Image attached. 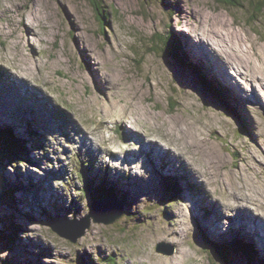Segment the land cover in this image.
Here are the masks:
<instances>
[{
  "label": "rangeland",
  "instance_id": "rangeland-1",
  "mask_svg": "<svg viewBox=\"0 0 264 264\" xmlns=\"http://www.w3.org/2000/svg\"><path fill=\"white\" fill-rule=\"evenodd\" d=\"M258 1L100 0L98 12L89 0H0V132L29 159L7 153L0 134V264H264V201L238 208L264 190ZM171 33L182 60L164 53ZM108 100L126 116H105ZM84 175L92 193L106 179L126 206L70 241L48 223L86 218ZM233 239L250 242L251 257L213 258L211 245Z\"/></svg>",
  "mask_w": 264,
  "mask_h": 264
},
{
  "label": "trees",
  "instance_id": "trees-1",
  "mask_svg": "<svg viewBox=\"0 0 264 264\" xmlns=\"http://www.w3.org/2000/svg\"><path fill=\"white\" fill-rule=\"evenodd\" d=\"M89 1L94 7H96L98 12H100V11L104 12V7L101 4L100 0H89ZM256 8H257L258 11L264 10V0H259L258 1V6H256ZM173 36L174 35L172 33L170 35L168 34L167 39L164 40V42H163L164 53L167 56L177 57L178 59H181L180 58V47L178 46V44H177V42L175 40V37H173ZM181 57H182V55H181ZM200 76H201L200 79H201V83H202L203 87L206 88V89H209L212 92V94L228 110L230 115H234L235 114L236 117L239 118V116L237 114V110L232 105L226 104L227 103L226 102V96H225L226 94H224L222 89L219 86H217L216 84L211 83L206 77H204L202 75H200ZM67 105H68V103H67ZM0 134H2L1 139H5L6 138V139L9 140V141H6L7 147L4 148V150L7 153L14 154L16 159L23 160L24 162H28L29 161V159L27 158L25 152H24L23 156L21 155V153H22L21 150L22 149L24 150V146L22 145V143L20 141H18L17 139L16 140L13 139L7 129H6V131L5 130L2 131V133L0 132ZM14 149H15V151H14ZM84 178H85L86 187L87 186H91L92 182L94 184L93 179H90L86 175H84ZM101 180H102L101 181V185L95 187L93 193L87 187L88 193L91 195L92 200H95L97 198H104V197H106L108 195H114V194L117 195L118 194V193H116V191H114V188L111 187V185L108 183V181L106 179L101 178ZM175 186H177V185L173 181L169 185V188L174 187V190H175ZM14 189H15V186H13V189L11 187V192L12 193L14 192L13 191ZM118 196H120V200H121L120 202H122V205H123V208H124V206H126V202L124 201V198H125L126 194L121 192V194H118ZM117 198L119 199V197H117ZM128 203H130V202L128 201ZM230 244H231L230 247L226 246V245L224 247H222L220 244H217V243H215L214 245H211L210 246V251H211V255L213 256V258L220 259V260L224 261L225 263H227V261H226V253H228L229 251L227 250L228 252H226V250L224 248L229 249V250H233L236 253H244V254L248 255L249 257H251V255L253 253V250L251 248L252 244H249V245H251V246H249L248 244L244 243L242 240H236V239H233L232 241H230Z\"/></svg>",
  "mask_w": 264,
  "mask_h": 264
},
{
  "label": "water",
  "instance_id": "water-1",
  "mask_svg": "<svg viewBox=\"0 0 264 264\" xmlns=\"http://www.w3.org/2000/svg\"><path fill=\"white\" fill-rule=\"evenodd\" d=\"M108 195L104 198H97L95 200H92V203L90 205V211L86 218L82 220L80 223L76 220L72 221L76 224V227L72 229L65 228L68 224V221L62 222H49L48 225L50 228L56 232L58 235H60L63 238H66L70 241H76L78 237H81L86 229L90 225V218H93L94 222H103L104 224H111L114 223L115 220L120 218L123 215V205L120 202L121 200L117 198V195ZM108 205V209L103 211H99L98 208L104 207L103 205ZM106 214L105 216H102L101 214ZM60 228H59V227ZM76 228V229H75ZM156 250L159 253L170 255L174 252V246H169L165 242L158 243Z\"/></svg>",
  "mask_w": 264,
  "mask_h": 264
},
{
  "label": "bare ground",
  "instance_id": "bare-ground-1",
  "mask_svg": "<svg viewBox=\"0 0 264 264\" xmlns=\"http://www.w3.org/2000/svg\"><path fill=\"white\" fill-rule=\"evenodd\" d=\"M35 33V32H34ZM204 51H205V48H204ZM207 54V53H206ZM88 60H90V59H88ZM94 62V60H91L90 61V64L91 63H93ZM106 79H108V80H110V78H109V76L108 77H106ZM112 79H113V77H112ZM16 84V83H15ZM18 86L19 85H15V91H11V92H13V93H15V94H17V92H18ZM11 88H9L8 86H6V92H8L9 90H10ZM8 94V93H7ZM9 96V95H8ZM108 104L109 105H107L106 107H105V116H107V117H110V118H119V117H122V116H126V114H125V111L123 110V109H118V111L117 112H115L114 111V109H116V106H117V104H116V102L115 101H111V100H108ZM65 119H67V118H65ZM130 123H131V126H132V128H135V127H137L139 124L137 123V121L136 120H132V121H130ZM139 132V131H138ZM194 138L196 137V135L195 136H193ZM143 139H145V137H142ZM141 138V139H142ZM124 139V138H123ZM123 139H121L122 141H123ZM197 140V139H196ZM188 145H190V146H192V147H194V148H200L201 149V146H200V142H196V141H194V139L193 138H191L190 136H189V141H188ZM106 148H108V147H106ZM214 149H215V147H210V149H206V152H207V154H210L211 152H213L214 151ZM202 150V152H204L205 153V151H204V149L202 148L201 149ZM112 152H114V150H111V153ZM206 154V153H205ZM215 158V157H214ZM216 159V158H215ZM216 161H218L217 159H216ZM170 171V170H169ZM174 179V181L176 182V185L179 183V181H180V179H181V177H179L178 178V180L174 177L173 178ZM260 181V180H259ZM262 183V182H261ZM253 184H256L257 186H259V183H258V181H255V183H253ZM263 184V183H262ZM256 185H254V186H256ZM260 186H262V185H260ZM229 195H232L231 193H229ZM114 197H115V195H113ZM263 197H264V190H263V192L262 193H260L259 191H258V188L256 187V189H255V191L254 192H252L251 194H248V195H246V196H244V198L246 199L245 200V202H243V203H240V206L238 207V208H241V209H248V205L246 204V202H249V200H257L258 202H260V203H262L263 201H264V199H263ZM242 200H243V198H241ZM240 199V200H241ZM122 204V203H121ZM233 204V203H232ZM226 207H227V203H225L224 204ZM234 205V204H233ZM232 206V205H231ZM231 206H230V208H231ZM204 209V208H203ZM205 212H206V210H204ZM251 214V213H250ZM247 216H249L248 215V213H247ZM238 224H245V222H242V221H240V222H238ZM219 232H224V229H219ZM226 232H228L227 230H226ZM250 243V242H249Z\"/></svg>",
  "mask_w": 264,
  "mask_h": 264
}]
</instances>
